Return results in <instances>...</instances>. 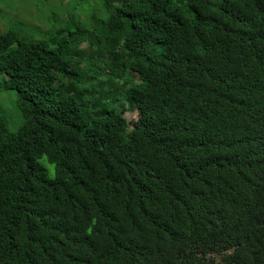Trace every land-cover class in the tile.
<instances>
[{
    "label": "trees",
    "instance_id": "trees-1",
    "mask_svg": "<svg viewBox=\"0 0 264 264\" xmlns=\"http://www.w3.org/2000/svg\"><path fill=\"white\" fill-rule=\"evenodd\" d=\"M74 1L42 39L0 32V264H264V0ZM102 58L131 131L118 98L82 104Z\"/></svg>",
    "mask_w": 264,
    "mask_h": 264
},
{
    "label": "rangeland",
    "instance_id": "rangeland-1",
    "mask_svg": "<svg viewBox=\"0 0 264 264\" xmlns=\"http://www.w3.org/2000/svg\"><path fill=\"white\" fill-rule=\"evenodd\" d=\"M71 1L75 2L74 0H0V32H8L11 36L24 42L42 39L48 32L58 29L59 20L64 18ZM87 8H90L96 17L104 18L105 12L101 7V0H86V3L76 12L79 20L84 21ZM79 47L84 55L90 53L86 43L80 44ZM95 59L98 60V58ZM104 62V58L97 61L101 67L97 77L98 86H94L93 80L86 79L85 86L81 91L82 104L87 105L89 114L93 116L96 111L100 110L102 100L111 101L118 98L125 107L122 117L127 122L126 131H131L139 125L143 116L131 104H127L123 95L127 85H123L121 80H109L104 69ZM133 80L136 81L135 75H133ZM15 100V94L6 90L5 78L0 75V116L11 132L15 131L21 122ZM38 162L49 171V177H52V167L47 161L41 157Z\"/></svg>",
    "mask_w": 264,
    "mask_h": 264
},
{
    "label": "clouds",
    "instance_id": "clouds-1",
    "mask_svg": "<svg viewBox=\"0 0 264 264\" xmlns=\"http://www.w3.org/2000/svg\"><path fill=\"white\" fill-rule=\"evenodd\" d=\"M42 159H46L45 157H42Z\"/></svg>",
    "mask_w": 264,
    "mask_h": 264
}]
</instances>
